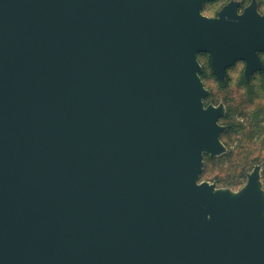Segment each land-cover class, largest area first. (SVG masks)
Returning a JSON list of instances; mask_svg holds the SVG:
<instances>
[{"label":"water","instance_id":"water-1","mask_svg":"<svg viewBox=\"0 0 264 264\" xmlns=\"http://www.w3.org/2000/svg\"><path fill=\"white\" fill-rule=\"evenodd\" d=\"M0 0V264H264L261 166L226 152L200 53L264 72V13L230 0Z\"/></svg>","mask_w":264,"mask_h":264},{"label":"rangeland","instance_id":"rangeland-1","mask_svg":"<svg viewBox=\"0 0 264 264\" xmlns=\"http://www.w3.org/2000/svg\"><path fill=\"white\" fill-rule=\"evenodd\" d=\"M229 1H208L203 11L208 16H216ZM239 1L241 9L251 2ZM258 3L259 10L264 13V0H258ZM262 58L264 59V53ZM198 59L203 67L201 77L208 89L205 103L222 102L226 108H231L228 119L231 126L228 133L222 136L226 152L207 160V173L202 174L200 180L239 191L247 182V173L256 164H260L264 188V75L256 72L246 79L245 62L239 60L228 69L226 79L222 81L213 73L208 53H200ZM220 122L224 124L223 119ZM226 126L228 129V125Z\"/></svg>","mask_w":264,"mask_h":264},{"label":"trees","instance_id":"trees-1","mask_svg":"<svg viewBox=\"0 0 264 264\" xmlns=\"http://www.w3.org/2000/svg\"><path fill=\"white\" fill-rule=\"evenodd\" d=\"M210 65H211V62H210ZM212 67V66H211ZM201 74V76L203 75V72L202 73H200ZM210 103V102H209ZM209 103H206V104H209ZM230 113H231V108H226V113H225V115L223 116V117H221V119L220 120H224V124L225 125H228V129H226L224 132H222V134H221V138H222V136L225 134V133H228V131H229V128H230V126H231V124H229V116H230ZM226 120V121H225ZM211 158V155L210 154H205L204 155V168H203V171H202V173H201V176H202V174H204V173H207L206 171H207V165H208V159H210Z\"/></svg>","mask_w":264,"mask_h":264},{"label":"flooded vegetation","instance_id":"flooded-vegetation-1","mask_svg":"<svg viewBox=\"0 0 264 264\" xmlns=\"http://www.w3.org/2000/svg\"><path fill=\"white\" fill-rule=\"evenodd\" d=\"M246 6H247V5H246ZM244 8H245V6H244L242 9L240 8L239 11L242 12ZM258 9H259V3H258ZM259 11H260V10H259ZM218 12H219V11H218ZM260 12H261V11H260ZM261 13H262V12H261ZM262 14H263V13H262ZM217 15H218V13H217ZM217 15H216V16H217ZM262 53H264V51H261V52H260L261 59H262V61H263V63H264V59L262 58ZM210 62H211V61H210ZM244 62H245V61H244ZM211 66H212V65H211ZM245 66H246V63H245ZM244 70H245V69H244ZM227 71H228V69H227ZM256 72H261V73L264 75V72H263L262 70H258V71L253 72V73L250 75V77H251L254 73H256ZM250 77H249V78H250Z\"/></svg>","mask_w":264,"mask_h":264}]
</instances>
